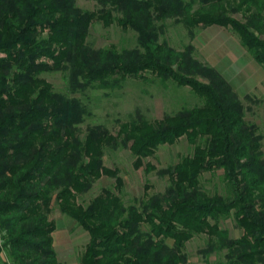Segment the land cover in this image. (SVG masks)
I'll use <instances>...</instances> for the list:
<instances>
[{"label":"trees","instance_id":"trees-1","mask_svg":"<svg viewBox=\"0 0 264 264\" xmlns=\"http://www.w3.org/2000/svg\"><path fill=\"white\" fill-rule=\"evenodd\" d=\"M0 0V254L13 264H59L51 204L88 235L79 264H189L186 244L204 236L205 264H264V133L245 119L243 101L213 67L194 56L195 30L229 29L264 68V0ZM240 15L241 20L234 18ZM181 24L190 42L181 51L160 40L166 21ZM93 22L136 34V47L93 48ZM65 75L69 94L114 90L149 73L201 99L159 120L100 125L81 132L85 109L54 91L43 73ZM185 138L191 155L158 170L162 193L125 205L123 180L103 165L104 148L128 149L135 170ZM221 171L224 194L205 190L204 173ZM103 176L114 179L86 206L77 202ZM232 218L241 235L221 228ZM223 259L210 262L213 254ZM8 262H5L7 264Z\"/></svg>","mask_w":264,"mask_h":264},{"label":"rangeland","instance_id":"rangeland-1","mask_svg":"<svg viewBox=\"0 0 264 264\" xmlns=\"http://www.w3.org/2000/svg\"><path fill=\"white\" fill-rule=\"evenodd\" d=\"M76 5L88 11H94L98 8L96 3L88 0H77ZM233 17L241 20L240 15ZM165 23V32L160 40L166 41L171 48L181 51L190 42L187 31L181 24H176L172 20H167ZM87 43L93 48H105L114 45L119 50L123 48L132 49L136 47V34L130 30L124 31L115 24L104 28L101 23L93 22L89 29ZM192 44L195 47L194 56L197 60L222 70L224 76L231 78L233 86L235 85L237 90L240 91L244 87L246 82L239 81L238 83L232 79H235V72L238 79V76L242 75L241 70H250L255 61L240 45L238 37L233 32L218 26L198 28L195 30V38ZM256 69L258 72L260 71L258 68ZM41 78L50 83L55 92L80 100L85 109L83 122L79 125L83 133L88 127L100 125L105 127L110 134L116 135L118 125L122 122L135 120L139 117L151 122L161 119L164 115H172L181 109L191 108L201 103V99L192 94L188 88H179L170 81L163 83L149 73L144 74V79H127L119 88L114 90L87 89L73 95L67 92L65 75L61 72L43 73ZM250 96L264 103V96L261 97L256 94H250ZM243 104L246 108V121L256 124L260 132L264 133L263 104H253L246 101H243ZM191 153L192 147L184 137L174 145L161 146L153 157L144 160L145 163L153 164L156 171L145 173L143 168L138 170L133 168V158L128 149L106 147L104 148L103 165L108 169L118 171V176L124 183L121 198L127 206L145 197L146 186L148 187L147 195L162 193L168 185V180L166 177H161L157 171L176 164L182 157L191 155ZM201 182L208 192L224 194L225 186L221 179V171H216L213 174L204 173ZM113 187L114 179L103 176L93 184L87 193L78 196L77 202L86 206L103 189L113 190ZM48 219L53 221L56 226L52 236L56 240L53 248L58 263L79 264V258L88 242L87 233L72 219L62 214L55 202L51 204ZM221 228L228 231L230 238H237L241 235V231L236 228L232 218L222 221ZM205 247L206 239L204 236L194 237L189 241L185 248L188 263L205 264V258L202 255V250ZM1 257L13 264L5 252H2ZM222 259L223 253L220 255L213 254L209 257L210 262Z\"/></svg>","mask_w":264,"mask_h":264},{"label":"crops","instance_id":"crops-1","mask_svg":"<svg viewBox=\"0 0 264 264\" xmlns=\"http://www.w3.org/2000/svg\"><path fill=\"white\" fill-rule=\"evenodd\" d=\"M253 64L254 65H253V67L250 70H248V71H247V69L246 70H244V69L241 70V72H242L241 74L242 75L238 76V79H237V74L235 72V75H234L235 79H232V80H236V81H238V83H239V81L240 82H246V84L244 85V87H242V89H240V91L237 90V88H235V85L233 86L231 78H228V77L223 75L222 70H218L217 67H214V68L230 84V86L233 88L234 92L239 97H244V96L250 95V94H253V95L256 94L258 96L263 97L264 96V68L260 67L255 62H253ZM256 68H258L260 71L258 72V70ZM52 238H53V247H55L56 240H55L54 236H52ZM1 254H0V264H5V262H7V261L3 260V258L1 257ZM7 264H10V263H7Z\"/></svg>","mask_w":264,"mask_h":264}]
</instances>
